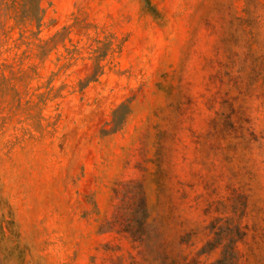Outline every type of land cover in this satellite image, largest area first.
Returning a JSON list of instances; mask_svg holds the SVG:
<instances>
[{
    "label": "rangeland",
    "instance_id": "rangeland-1",
    "mask_svg": "<svg viewBox=\"0 0 264 264\" xmlns=\"http://www.w3.org/2000/svg\"><path fill=\"white\" fill-rule=\"evenodd\" d=\"M232 247L264 264V0H0V264Z\"/></svg>",
    "mask_w": 264,
    "mask_h": 264
},
{
    "label": "trees",
    "instance_id": "trees-1",
    "mask_svg": "<svg viewBox=\"0 0 264 264\" xmlns=\"http://www.w3.org/2000/svg\"><path fill=\"white\" fill-rule=\"evenodd\" d=\"M138 199L140 200V199H142V197L139 196ZM142 201L143 200H141V203H142ZM143 210H144V207H143ZM208 247L209 246H207V248ZM214 248L215 247H209L208 250L211 251ZM227 250H228V248H225V250H223L221 258L218 261H216V263H214V264H234V262H235L234 247H232L229 252ZM203 253H206V246H205V248L202 251V254Z\"/></svg>",
    "mask_w": 264,
    "mask_h": 264
}]
</instances>
